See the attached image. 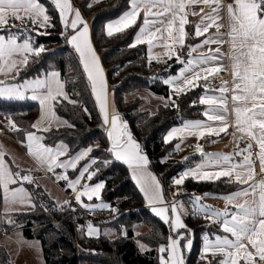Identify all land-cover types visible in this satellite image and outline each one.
<instances>
[{
	"label": "snow or ice",
	"instance_id": "snow-or-ice-1",
	"mask_svg": "<svg viewBox=\"0 0 264 264\" xmlns=\"http://www.w3.org/2000/svg\"><path fill=\"white\" fill-rule=\"evenodd\" d=\"M51 4L59 14L61 24L65 29H71L72 34L66 37L67 42L72 45L79 56L83 72L91 85V92L99 106L105 125L110 124L108 138L111 147L108 151L117 161H123L131 170L132 179L139 186L145 199L151 205V211L165 224H169L172 231L176 233L175 238L169 236L168 243L161 245L158 249L159 264H185L183 249L190 250L193 241L185 233L191 230L184 223L178 208L182 205H171V216L167 207H157L164 203V195L159 180L151 172L147 171L149 159L142 152L141 145L133 138L127 130V124L121 122V118L115 111L109 118L108 85L100 58L96 54L91 43L89 26L84 21L81 12L74 9L70 0H51ZM190 5H204L211 9L205 13L201 7L200 13L192 12L191 15H200V23L196 24V37L205 36L213 27L216 33L207 36L201 43L188 46V59H181L178 54L185 47V41L189 37L185 26L189 24L186 9ZM91 7V4L88 5ZM222 0H129L128 10L115 21L106 25V34L111 37L117 33L137 25L143 13V22L134 36L133 43L129 45L134 48L139 44H147L149 52L153 47H163L165 51L162 56L168 59L173 57L183 65L179 75L171 76L163 82L171 86L172 94L179 96L192 88L198 87L199 81H208L215 78L220 72L226 71L221 61L225 56L231 61L232 81H223L215 89L209 90L205 85V92L215 91L219 95H204L199 99L201 105L208 108L203 115L207 121L219 122L221 126L214 127L203 121H187L182 127L170 129L164 137V143H170L175 138L184 136H197L203 138L207 135H220L227 133L229 125L227 115L229 114V97L233 105L232 112L235 116V131L248 138L246 147L237 150L233 155L220 153H204L200 145L197 151L206 156V161L194 168H189L174 178L175 185L184 184L191 177L199 181L219 180L221 177L229 178L230 182L248 184V188H242L234 193L223 196L226 205L224 209H215L201 203L203 197L194 196L190 203L193 204L194 214L203 213L206 220L219 225L224 235H216L214 240L204 236L201 259L206 264H213L208 260L211 255L216 264H264V179L256 180L254 161L251 150L253 143L258 146L257 157L260 162V171L264 173V0H234L233 4L227 5L229 16V31L221 33L223 27L220 20ZM71 17V19H70ZM9 18L17 21H29L31 25L39 28L54 27L51 23L52 17L49 9L41 0H0V29L8 24ZM228 39L225 40L224 36ZM228 43L230 53H222L221 47ZM216 44V48L209 47L207 52L199 49L205 45ZM46 52L44 46H34L31 37L21 35L17 32L8 31L7 35L0 34V73H11L20 67H27L31 58H39ZM193 53H196L193 56ZM155 59L161 62V56H149V63ZM58 71H49L31 80H25L23 84L6 85L0 80V98L24 99L26 92H31V99L38 101L41 115L30 127L36 131H27L18 127L10 117L8 123L13 131L24 132L25 139L21 143L26 147L27 153L47 171L55 168L76 169L81 161L87 160L75 180H69L67 175H61L58 179L68 181V186L76 193L75 200L85 209L94 207L109 208L106 203L99 205L84 204L82 197L92 200L95 197L101 199V191L105 188L104 182H97L94 186L90 184L81 185V179L91 181L99 172V167L92 169L93 165L110 164L111 160L98 161L90 157L93 148L77 152L63 161L60 157L68 156V145L60 142L55 145H47L43 141L45 137L37 132H48L53 122L60 123V118L55 112V104L61 100L76 104L77 101L69 98L65 91V83L60 79ZM172 106L178 107L176 101L170 96ZM195 103V102H194ZM168 106V105H166ZM87 111V109H85ZM68 127H74L67 121L62 122ZM235 137V133H233ZM98 147V146H97ZM177 144L176 148L179 149ZM247 153V155H245ZM233 156H242L239 162H233ZM188 158L186 157L185 160ZM208 168L219 170L208 171ZM23 182L34 183L30 174L21 175V171H13L5 160V153L0 151V190L2 200L6 206L20 204L22 206L36 207L32 204V197L23 187ZM20 185L13 187L14 185ZM80 186L78 189L77 186ZM208 195V194H205ZM243 202L233 203L238 198ZM70 202L65 201V204ZM231 206V207H229ZM234 209V210H233ZM5 208V215L9 213ZM47 210V209H45ZM8 223H13L9 218ZM185 230L182 233L180 230ZM86 234L89 237L98 236L99 230L91 223L87 225ZM187 243L181 246V242ZM142 248L146 246L141 245Z\"/></svg>",
	"mask_w": 264,
	"mask_h": 264
},
{
	"label": "trees",
	"instance_id": "trees-1",
	"mask_svg": "<svg viewBox=\"0 0 264 264\" xmlns=\"http://www.w3.org/2000/svg\"><path fill=\"white\" fill-rule=\"evenodd\" d=\"M41 3L49 9L54 27L39 28L27 20L21 22L9 18L8 24L0 29V33L4 35L12 31L19 33L21 38L31 37L34 46L42 45L46 49L39 58H31L27 67H20L10 82L21 83L53 70L61 74L65 90L74 94L71 99L77 103L61 100L55 104V111L74 127L66 125L51 127L50 131L41 132L45 137L43 142L47 145L65 143L69 148L68 156L76 154L81 148L96 144L90 157H95L98 161H112L107 165L99 163L93 165L92 170L97 167L100 170L91 181L88 180L91 185L97 182L105 183V188L101 191V200L110 206L108 209L88 210H97L102 215L110 217L105 221H95L100 225L101 232L98 236L89 237L86 234L87 225L76 227L70 204H59L47 193L42 192L41 187L30 185L36 207L12 212L13 223H6L0 190V238L5 227L9 232L20 229L24 238L40 242L44 264H78L82 260L88 264H159L161 254L158 249L168 243L171 236L170 225L165 224L146 207L144 194L132 179L127 164L115 160L111 154L106 153L109 144L108 125L103 123L102 114L83 72L79 56L67 42L66 37L72 34V30L63 27L51 0H41ZM72 3L88 17L93 42L106 68L112 102L120 111H131L129 129L147 155L149 168L161 181L166 201L172 204V198L179 194H182L181 198L187 200L194 192L222 193L235 189L237 183L228 182L226 177L199 182L189 177L184 184L178 186L173 182L181 170L196 165L201 156L185 155L176 148L179 139L164 143V137L173 126L204 119L205 105L199 103L204 92L202 83L179 96L172 94L170 86L163 81L176 75L183 65L175 57L161 59V62L153 59L149 63L145 45L129 47L140 26V20L136 26L124 33H117L111 37L106 34V24L128 10L129 0H72ZM194 26L193 20L186 25L189 37L185 41V47L178 53L181 59L187 60L188 46L203 38L194 35ZM139 90H151L168 98L171 96L178 107L172 106L169 101L160 104L155 112L146 110L132 112L142 97L137 95L129 99L128 95ZM28 95L29 92L24 99L0 98V111L6 118L14 120L19 128L36 131L31 129L30 125L35 122L40 105ZM11 134L20 143L25 139L23 131L11 130ZM215 138L205 136L200 138V141L205 144L207 140H211L214 143ZM85 161L87 160L81 161L76 169L68 170L69 176H76ZM67 201L69 202V198ZM94 201L95 198L92 199V202ZM185 220L187 228L191 230L193 241L192 248L189 251L185 250V264H206L201 259L204 236L214 238L224 233L219 225L206 220L203 213L194 214L191 211ZM139 225H145L147 229L136 234ZM109 228L115 231V235L103 233V229ZM139 240L149 247L148 252L140 251L137 246ZM219 259L220 257L214 259L211 255L208 256V260L213 261V264ZM12 261L13 254L6 245L0 243V264H11Z\"/></svg>",
	"mask_w": 264,
	"mask_h": 264
},
{
	"label": "crops",
	"instance_id": "crops-1",
	"mask_svg": "<svg viewBox=\"0 0 264 264\" xmlns=\"http://www.w3.org/2000/svg\"><path fill=\"white\" fill-rule=\"evenodd\" d=\"M70 2H71V4H72V6H73V8L74 9H78L80 12H81V14H82V17H83V19H84V21H86L87 23H88V26H89V34H90V39H91V43H92V45H93V48H94V50H95V52H96V54L99 56V58H100V63H101V65H102V68H103V70H104V74H105V79H106V82H107V85H108V103H109V118H111V114H112V112L113 111H115L116 113H118L119 114V116H120V118H121V122L122 123H127V130L132 134V132L130 131V129H129V124H130V122L128 123V119L130 120V114H131V111L129 110V111H120V110H118L115 106H114V104H113V102H112V96H111V92H110V88H109V83H108V78H107V73H106V68L103 66V64H102V60H101V57H100V54H99V52H98V50H97V48H96V46H95V44H94V42H93V39H92V32H91V28H90V24H89V21H88V17L80 10V8H78L77 6H75L73 3H72V0H70ZM234 3V0H222V8H221V11H220V15L223 17V19L222 20H220L219 21V23H221L222 25H223V27L220 29V32L221 33H227L228 31H229V24H230V21H229V16H228V12H227V5H229V4H233ZM201 7H203L204 8V11H205V13H207V12H210L211 11V9L210 8H208L207 6H204V5H190L187 9H186V11L189 13V15H188V20L190 21V20H193L194 22H195V25L196 24H198V23H200V19H201V17H200V15H191V13L192 12H196V13H200V9H201ZM127 11V10H126ZM123 14V13H122ZM121 14V15H122ZM120 15V16H121ZM118 18V17H117ZM116 18V19H117ZM70 19H71V17H70ZM116 19H114V20H111V21H109V22H112V21H115ZM140 26L142 25V22H143V13H141V17H140ZM108 22V23H109ZM107 23V24H108ZM106 24V25H107ZM139 26V27H140ZM139 29V28H138ZM185 30H186V32H187V29H186V26H185ZM138 31V30H137ZM137 33V32H136ZM214 33H216V28L215 27H213V28H211L210 30H209V33H207V34H205V36H203V38L200 40V41H198V42H196V43H194L193 45H195V44H199V43H201L202 42V40H204L207 36H209V35H212V34H214ZM1 34V33H0ZM4 35V34H3ZM136 35V34H135ZM224 39L225 40H227L228 39V37H227V35H225L224 36ZM139 45H145L146 46V48H147V53H148V56H150V55H152V56H156V55H160L161 56V59H166L167 57L166 56H162V53L165 51V49L163 48V47H161V46H159V44L157 43V46H155V47H153L152 48V50H151V53L149 52V47H148V45L147 44H139ZM219 45H216V44H210V45H205L204 47H202L201 49H199V51L200 52H207V50H208V48L209 47H211V48H216V47H218ZM221 51H222V53H225V54H228V53H230V45L228 44V43H225L222 47H221ZM196 55V53H193V56H195ZM220 63H222L223 65H224V67L227 69L226 71H222V72H225L226 74H227V76H225V77H221L220 79H218L216 82H214V83H212V84H207V82L206 81H204V80H201V81H199V83L201 82L202 83V85H203V87H204V92H203V94L201 95V96H204V95H219V93L218 92H215V91H209V92H205V85H206V87L209 89V90H212V89H215V88H217V87H219L220 85H221V83L223 82V81H229V87H231V81H232V74H231V61L229 60V59H227L225 56H222L221 57V61H220ZM183 67V66H182ZM181 67V68H182ZM53 71H56V70H53ZM180 71V70H179ZM222 72H220V73H222ZM220 73L218 74V75H220ZM17 74V71L16 70H13L11 73H7V74H4V73H0V80H3L4 81V83L6 84V85H19V84H23L24 83V81L23 82H21V83H11L10 82V79L12 78V77H14L15 75ZM176 75H179V72L176 74ZM176 75H174V76H176ZM217 75V76H218ZM171 77V76H170ZM169 78V77H168ZM167 78V79H168ZM60 79H61V77H60ZM209 79H211V77L209 78ZM29 80H31V79H29ZM62 80V79H61ZM63 81V80H62ZM64 82V81H63ZM0 86H2V85H0ZM170 88H171V86H170ZM172 89V88H171ZM66 91V90H65ZM67 92V91H66ZM27 93V92H26ZM68 93V92H67ZM68 95H69V93H68ZM140 96V97H142V100H141V102L133 109V111L132 112H134V111H138L139 109H138V107H139V105H140V111H143V110H146V111H149V112H155L156 111V109H157V107L160 105V104H163V103H166V102H162V99H157L156 100V103L155 104H153L151 107H149V110L147 109V108H142L141 107V105L146 101V99H147V97L146 96H144L140 91L138 92V93H135V95H133V93H130L129 95H128V98L129 99H133L135 96ZM26 96V95H25ZM28 97L30 98L31 97V92L29 91V95H28ZM69 98H70V96H69ZM31 99V98H30ZM71 99V98H70ZM154 100V99H153ZM38 102V101H37ZM208 108V106L207 105H205V108H204V111L206 110ZM228 108H229V114L227 115V123H228V125H229V128H228V130H227V133H221L220 135H205V136H215L216 138H215V140H214V143H213V141H211V140H207L206 142L207 143H202L201 141H200V138H198L197 136H184V137H182V138H175V139H179L178 140V142H177V144H179L180 145V147H179V151H181V152H184L185 153V155H187V156H192V155H195V154H197L198 156H201V160L196 164V165H194V166H192V167H188V168H185V169H183V170H181L179 173H178V175L177 176H175L176 178H178L179 177V175L181 174V173H183L185 170H187V169H189V168H194V167H196L198 164H200V163H202V162H204V161H206V159H207V157L206 156H202L198 151H197V145H200V147L203 149V152L204 153H213V154H215V153H220V154H227V155H233L234 153H235V151L237 150V145H239V148H241V149H243V148H245L246 147V144L248 143V138L246 137V136H244L243 137V139H241L240 137H241V135L242 134H240V133H238V132H236L235 131V128L232 126V125H234V121H235V116H234V113L232 112V108H233V105H232V103H231V101H230V97H229V104H228ZM56 112V111H55ZM40 115H41V109H40V111H39V114H38V116H37V118H36V120L35 121H37L38 120V118L40 117ZM56 115H57V117H59L60 118V123H56V122H53L52 123V125H51V127H58V126H65L62 122L63 121H67V119L66 118H64V117H62V116H60V115H58L57 113H56ZM194 121H196V120H194ZM200 121H203L204 123H206V124H212L214 127H219V126H221L220 124H219V122H210V121H207V117L206 116H204V119H201ZM68 122V121H67ZM69 123V122H68ZM3 124H4V126H5V128L4 127H0V129H2V131L3 132H5L8 136H10L12 139H14L15 141H16V143L17 144H20V147L22 148V149H24V151L23 152H25V154H19L18 153V155H19V159H18V165L22 168L23 167V169H22V173H26V174H30V172H29V168H27V167H25L24 165H23V163H21V160L23 159V160H25L26 162H28V163H30L31 164V166H32V168H34L35 169V171H38V170H41L44 174L47 172V170H46V168L45 167H42V166H40L36 161H35V159L33 158V157H31L28 153H27V149H26V147L23 145V144H21L19 141H17L13 136H12V134H11V128H10V126H9V123H8V118H4L3 119ZM184 124V123H183ZM183 124H181V125H176V126H173V127H171L170 129H172V128H175V127H182V125ZM169 129V130H170ZM108 130H110V124L108 125ZM168 130V131H169ZM167 131V132H168ZM167 132H166V134H167ZM233 133H235V137H234V135H233ZM37 134L38 135H41V136H43L42 134H41V132H37ZM165 134V135H166ZM132 136H133V138L136 140V138L134 137V135L132 134ZM204 136V137H205ZM137 141V140H136ZM138 142V141H137ZM60 143V142H59ZM139 143V142H138ZM211 143H213V145L212 146H210L211 145ZM58 144V143H57ZM65 144V143H64ZM140 144V143H139ZM94 146H96V144H94V145H91V147L93 148ZM90 147V146H89ZM108 147L110 148L111 147V142H110V140H109V144H108ZM88 147H84V148H81V149H79V151H81V150H84V149H87ZM192 148H195V151L194 152H192V153H190L189 151L192 149ZM78 151V152H79ZM142 152L144 153V151L142 150ZM145 154V153H144ZM75 155V154H74ZM112 155V154H111ZM245 155H247V153H245ZM113 156V155H112ZM68 157L69 156H63V157H60V160L61 161H63V160H65V159H68ZM93 158H95V157H93ZM113 158L115 159V157L113 156ZM242 156H233V162H239V161H241L242 160ZM97 159V158H96ZM98 160V159H97ZM258 161V163H259V168H260V162H259V159L257 160ZM88 161H85L82 165H81V167H80V169H79V172H80V170L82 169V167H83V165L85 164V163H87ZM79 165V164H78ZM78 165H77V167H78ZM254 167H255V162H254ZM92 169H93V166H92ZM92 169H90V171L92 170ZM54 170H59L60 172H65V171H68V170H73V169H71V168H69V169H63V168H55ZM206 170H208V171H215V170H219L218 168H208V169H206ZM147 171H149V172H151L153 175H155V173L152 171V169L151 168H149V166L147 167ZM130 172H131V170H130ZM255 172H256V170H255ZM256 180L258 181V180H260V179H264V173H261V171L258 173V172H256ZM131 175H132V173H131ZM79 176V173L76 175V176H74V177H71V179L70 180H75L77 177ZM156 176V175H155ZM87 174H85V178H83V179H81V185H84V184H89L88 183V180H87ZM158 180H159V178H157ZM226 179H227V181L228 182H230V180H229V178H227L226 177ZM159 182H160V185H161V189H162V192H163V195H164V203L166 202V198H165V192L163 191V185H162V183H161V181L159 180ZM91 185V184H90ZM95 185V184H94ZM93 185V186H94ZM178 186V185H177ZM78 187V189H80V190H82L81 188H80V186L78 185L77 186ZM249 187V185L248 184H239V183H237V186H236V188L235 189H233V190H231V191H227V192H222V193H219V192H209V191H207V192H194L192 195H191V197H190V201L193 199V197L194 196H201V197H203V199H202V201H201V203L202 204H204V205H208V206H211L212 208H215V209H224L225 208V205H226V202H225V200L224 199H222V197L223 196H226V195H228V194H230V193H234V192H236V191H238V190H240V189H242V188H248ZM69 192H74L71 188L70 189H68V192H66V194L67 193H69ZM75 193V192H74ZM205 194H208V195H205ZM75 195H76V193H75ZM95 197H93V199H94ZM144 198H145V196H144ZM251 197H241V198H238L236 201H233V203L235 204V203H237V202H243V200L244 199H250ZM96 199V198H95ZM82 201L84 202V204H91V205H99V204H101V203H105V202H103L101 199H99V200H97L96 199V201H94V202H92V200H88L87 199V197H82ZM145 203H146V207H148L149 209H151V205H149V203L147 202V200L145 199ZM163 203V204H164ZM163 204H161V205H163ZM229 207H231V206H229ZM108 209V208H99V207H94L93 209ZM147 229V227L145 228V229H143V230H141V231H144V230H146ZM137 230V229H136ZM21 232V230L20 229H17V230H14V231H8V230H4V234H3V236L0 238V241H4V240H13V239H11V237H12V235H15L16 233H20ZM140 232V231H139ZM135 233L137 234V232L135 231ZM203 247V246H202ZM22 249H17L16 251H15V253H14V256H13V261H12V263L11 264H15V261H17V259H18V257H21L22 256Z\"/></svg>",
	"mask_w": 264,
	"mask_h": 264
},
{
	"label": "rangeland",
	"instance_id": "rangeland-1",
	"mask_svg": "<svg viewBox=\"0 0 264 264\" xmlns=\"http://www.w3.org/2000/svg\"><path fill=\"white\" fill-rule=\"evenodd\" d=\"M144 96L147 97L146 101L141 105L142 108H147L149 110V107H151L153 104L156 103L157 99H162V102H169L168 97L157 94L152 92L151 90H139ZM133 93V95H135V93H138V91H134L131 92ZM154 99V100H153ZM138 111H140V105L138 107ZM132 114H130L131 116ZM130 122V120L128 119V123ZM127 124V123H126ZM0 151H3L5 153V160L8 163V165L13 169V171H17L20 170L21 171V175H25L26 173H22V169L19 165H18V159H19V154H25L24 149H22L20 147V144H17L16 141L14 139H12L10 136H8L5 132L2 131V129H0ZM21 163H23V165L27 168H29V172L30 175L33 177V180L35 181L34 183H27V182H23V187L29 192L30 196L32 197V204L34 203V196H32V192H31V188L30 185L34 186V187H41L42 192L47 193L48 196H50L51 198H53L57 203L61 204V203H65V201H67L68 198V193L66 194V192H68V189H70V187L68 186V183L65 184V186H61L59 185L61 179H58L59 176L61 175H67L69 180L71 179V177L68 174V171L65 172H60L59 170H53L52 173L54 174V177H49L46 175V173L44 174L41 170L35 171L34 168H32L31 164L26 162L25 160H21ZM20 186L18 185H14L13 187H18ZM174 204V203H173ZM175 204L178 205H182V208H178V211H180L182 219L184 221V223L187 225L185 217L191 213V211H193V204L190 203L189 199H183L180 198ZM171 205L169 204L167 201L163 204V205H157V207H167L169 209V215L171 216ZM8 207L9 213L8 215H4V220L6 223H8V219H11V213L14 211H24V210H30L33 209V207L30 206H22L20 204H15V205H11V206H6L5 204H3V211L5 212V208ZM234 210V209H233ZM98 230L99 233L101 232V228L99 224H93ZM146 226L145 225H139L136 232L138 233L139 231L145 229ZM182 233L185 232V230L181 229L180 230ZM87 232V230H86ZM103 233L108 234L109 236H113L115 235V231L112 230L111 228L109 229H103ZM170 234L172 237L175 238L176 233L172 231V228L170 226ZM187 235V237L189 239L192 240V234L191 231L185 233ZM224 235V234H223ZM208 236V235H207ZM209 239L214 240V238L208 236ZM11 239L13 240H4V241H0V243H3L4 245H6L9 250L10 253L13 254L15 251L19 248L22 249V256L18 257L17 261H15V264H44V260H43V253H42V248H41V244L39 241L37 240H31V239H27L24 238L20 233H16L15 235H12ZM187 243V240H184L181 242V246L183 247L184 244ZM141 245L146 246L142 241H138L137 242V246L140 249L141 252L146 253L148 252L150 249L149 247L146 246V248H142ZM185 250L189 251L188 249L184 248L183 249V255L185 254ZM14 252V253H13ZM241 264H243V261L241 262Z\"/></svg>",
	"mask_w": 264,
	"mask_h": 264
},
{
	"label": "built area",
	"instance_id": "built-area-1",
	"mask_svg": "<svg viewBox=\"0 0 264 264\" xmlns=\"http://www.w3.org/2000/svg\"><path fill=\"white\" fill-rule=\"evenodd\" d=\"M227 76V74L225 72H222L220 73V75L216 76L215 78H211L209 79L207 82V84H212L214 82H216L218 79H220L221 77H225ZM73 93L70 92L69 93V96L70 98L73 97ZM6 117V115L0 111V127H4V124H3V119ZM108 131L107 130V135H108ZM109 140V138H108ZM109 147L107 146V149H106V153L108 154H111L109 151H108ZM195 151V148H192L189 152L192 153ZM257 153H258V146L253 143V147H252V150H251V155H252V159L253 161L255 162V170L256 172H260V168H259V163H258V157H257ZM46 175L49 176V177H54V174L49 171L46 172ZM68 181L66 180H61L59 185L61 186H65V184H67ZM69 195V204L72 206V215L74 217V223L76 224V227H80L81 225H88L89 223L93 224L95 223V221H105L107 220L109 217L107 216H104L102 215L99 211L95 210V211H89L88 209H85L84 207H82V205L80 203H78L76 200H75V193L74 192H69L68 193ZM181 195L182 194H179V195H175L173 198H172V201L171 203H176L180 198H181ZM4 230H7L6 227L4 228ZM78 264H88L86 261L82 260L81 262H79Z\"/></svg>",
	"mask_w": 264,
	"mask_h": 264
}]
</instances>
